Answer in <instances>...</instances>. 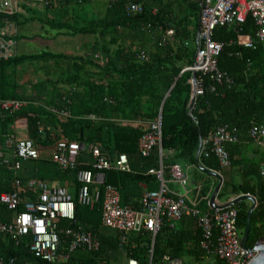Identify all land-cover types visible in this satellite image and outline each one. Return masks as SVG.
I'll list each match as a JSON object with an SVG mask.
<instances>
[{
  "label": "trees",
  "instance_id": "1",
  "mask_svg": "<svg viewBox=\"0 0 264 264\" xmlns=\"http://www.w3.org/2000/svg\"><path fill=\"white\" fill-rule=\"evenodd\" d=\"M84 1L87 0H58L52 7L44 8V16L33 9L29 10L31 15L27 17L20 13L10 16L17 27L39 21L57 33L65 31L72 35H94L95 38L84 55L41 49L17 53L13 58L0 61V98L31 99L43 104H29L15 114L0 109V148L4 147L5 135L16 120L25 117L31 138L41 145L54 141L57 137L55 127H58L67 138L84 144H100L111 154L137 153L142 163L140 172L111 169L105 179L119 190L121 205L141 209L144 192L137 184L152 182L148 190L158 187L156 175L148 170L159 166V151L155 147L143 156L138 150V141L148 126L119 120L151 121L161 114V148L175 151L170 164L179 162L182 165L196 163L200 135L203 139L209 138L221 123L235 126L243 133L251 123L264 124V52L257 42L252 47L237 44L239 35L254 33L256 29L250 15L241 26H217L213 30L212 39L223 43L218 66L233 78V85L217 84L211 91L208 89L212 84L211 76L198 73L203 79L204 92L196 96L190 111L194 87L192 72L183 69L194 60L198 1L135 0L143 2V10L128 14L127 0H109L102 18L83 21L74 16L69 20V4ZM54 9L57 13L48 17L46 12ZM148 27L153 35L148 34ZM166 30H172V34L163 41ZM15 38L20 41L28 37L17 32ZM149 43L151 50H148ZM144 49L149 53L147 60L139 58L140 50ZM39 61L44 62L45 78L18 80L21 66ZM50 61L54 66L48 65ZM44 106L54 107L61 113L68 112L69 116L59 115ZM89 114L99 119L86 118ZM230 144L226 145L227 149ZM82 160L80 156L79 161ZM162 161L166 165L164 155ZM204 162L212 164L215 169L219 167L214 154ZM21 165L18 176L23 180L38 178L77 186L76 170H63L49 158L30 159L22 161ZM13 179L14 171L0 163V194L13 190ZM245 193L257 198L248 238V245L252 246L264 236V182L259 181L254 188L245 189ZM26 196L24 194L23 199ZM197 207L210 209L206 201H201ZM235 207L238 208L237 225L242 234L248 208L243 202ZM75 212L76 222L92 230L100 240L97 251L78 250L67 260L47 262L31 251L30 236L15 245L0 233L1 258H14L18 264H121V257L125 262L131 257L138 259L140 264L148 261L151 234L147 230L131 234L127 245L120 247L117 231L100 225L99 204L90 208L76 203ZM11 218L12 211L0 203V221L8 222ZM194 233L190 239L182 229L171 227L165 220L154 238V264L167 263L164 256L182 258L194 255L195 260L200 261L201 235L198 229ZM216 262L221 264L220 260Z\"/></svg>",
  "mask_w": 264,
  "mask_h": 264
},
{
  "label": "built area",
  "instance_id": "2",
  "mask_svg": "<svg viewBox=\"0 0 264 264\" xmlns=\"http://www.w3.org/2000/svg\"><path fill=\"white\" fill-rule=\"evenodd\" d=\"M57 1L0 0V61L17 55L15 22L10 16L23 12L25 8L37 6L50 8ZM200 1L197 48L193 63L184 70L210 74L212 79L221 82L226 78V73L218 68L217 57L223 43L212 39L213 30L217 26H241L250 15L256 25V38L264 51V0ZM126 10L128 14L140 13L143 10V3L127 0ZM245 46L252 47L254 43L249 40L245 42ZM139 58L147 60L148 55L140 52ZM193 86L195 97L203 94L201 76L195 79ZM214 89L212 85L211 90ZM29 104L43 106L31 99L0 98V109L9 114H15ZM44 107L58 113L54 107ZM62 114L69 116L68 112ZM85 117L99 119L94 114ZM56 134L57 137L51 143L50 159L63 170H76L78 184L76 198L66 185L36 178L23 180L18 176L22 161L41 157L43 145L35 139H19L13 130L5 135L4 147L0 148V163L6 164L14 171L13 190L0 194V203L13 212V218L8 222L0 221V233L6 235L15 245H19L25 236H30L31 251L36 257L47 262L67 260L77 250L97 251L100 248V240L96 234L76 222L75 207L76 203H79L90 208L100 205L101 225L119 232L118 242L121 247L128 243L131 234L142 230H147L151 234L153 246L154 238L165 220L173 225L175 220L187 214L198 218L204 236L202 246L207 255L214 254L224 260L225 264H246L256 253L252 248L241 246L236 207L201 211L186 195L175 194L169 190L164 178L165 167L161 161V154L159 167L149 170V173L156 175L158 188L142 194V207L137 210L121 205L118 189L105 182L106 172L112 168L120 171L130 170L129 157L126 153H118L111 158L100 144L92 143L87 146L81 141L67 138L61 130H57ZM249 137L264 149V124L252 125ZM236 140L237 134L227 124L218 125L214 133L202 141L201 153L204 157L214 154L221 166L228 165L230 156L224 144ZM156 146L161 148L160 114L148 122L146 131L141 135L140 152L147 156ZM85 150L91 156L88 164L90 166L78 168L82 164L79 157ZM169 173L173 181L182 187L186 186L188 175L181 164H171ZM260 175L264 179V166L260 170ZM24 194L27 195L26 199L22 197ZM215 230L218 234L216 241L213 242L211 236ZM150 254L152 256V248ZM165 259L168 261L169 257L166 256ZM0 264L18 262L14 258L3 259L0 256ZM128 264L139 262L135 258H129ZM147 264H153L152 260Z\"/></svg>",
  "mask_w": 264,
  "mask_h": 264
},
{
  "label": "crops",
  "instance_id": "3",
  "mask_svg": "<svg viewBox=\"0 0 264 264\" xmlns=\"http://www.w3.org/2000/svg\"><path fill=\"white\" fill-rule=\"evenodd\" d=\"M92 1H94V0H87V1H84L80 4H69V7H68L70 9V12L68 14V16L70 17L69 20H71V19L73 20L74 16H75V18L78 17L83 21L94 19V18H102L106 13L107 7L109 5V0H104L101 3L100 7L96 6L97 4H95V1L94 2H92ZM197 1H198V5H199V10H200L201 1L200 0H197ZM85 2L88 3L87 7H89L90 3L93 4L92 8L94 10L93 13H95V15L86 16L88 8H85V7L83 8V6L85 5ZM29 9L36 10L37 14L40 16H44L45 15L44 12L46 11V10H44V8H25L23 10V12H20V14L26 16V14L29 12L28 11ZM199 10H198V15H199ZM55 12L56 11L54 9L52 11H49L48 13L46 12V15L48 17L52 18L54 16ZM67 17H65V18H67ZM26 24H28V23H26ZM23 25H25V24H23ZM15 26H17V25L15 24ZM19 27H21V26H19ZM228 27H231V26H228ZM148 29H149L148 34L153 35L151 27H148ZM197 30H198V16H197ZM197 30H196V33H197ZM17 32L18 31H16V34H17ZM255 32H256V29H255L254 33L239 35L237 37V44L245 46V42H247L249 40H251L254 43V45L256 42L259 43L258 39L256 38ZM22 34H24L25 36L28 37V35L26 33L23 32ZM56 34H57V37H59V40H62V43L64 45L63 47L66 48V50L62 49V50H58V51H54V52H62V53H66V54L80 55L74 51H71V49L69 47L73 41L70 38H73L76 36H80V37L85 38L81 44V47H82L83 52L88 51L89 44L91 43V41H88V39H89V37H91V35H80V34L72 35L69 32H65V31H62V33H60V32L57 33L56 30H54V36H56ZM171 34H172V30H166L164 37H163V41L165 40L164 38H166L167 36H170ZM106 39H108V38L106 37ZM59 45H62V44H59ZM195 45H196L195 48H197L196 36H195ZM259 45H260V43H259ZM68 47H69V50H67ZM245 47H248V46H245ZM57 48H59V46ZM44 49H46V48H44ZM149 49L150 50L152 49V46L150 43L148 44V50ZM144 50H140V52H145L149 57V53L146 52V50L145 51ZM217 64H218V57H217ZM218 68H219V66H218ZM220 70L226 73V78H224V80H222L221 82H217L214 79H212V84H210V86L208 87L209 90H211L212 85L214 86V88H216L217 84L226 85V86L233 85V78L229 75V73L225 70H222V69H220ZM197 77H198V73H196V78ZM202 83H203V79H202ZM202 86H203V84H202ZM203 89H204V87H203ZM214 90H211V91H214ZM192 107H193V104L189 107L190 111H191ZM57 111H58V113L57 112H54V113H57L59 115L61 114L62 116H64L59 110H57ZM160 116H161V114H160ZM23 119H25V126L22 128H23V133L25 132L26 137L19 138V139L31 138L30 133H29L30 132L29 123L27 122V119L25 117L18 118L16 120V122L14 123V125L12 126L14 129L11 127V131L14 130V132L17 136L16 124H17V122H20ZM119 121H121L123 123L129 122V123H132L134 125H135V123H137V124L141 123V124L148 126V122L150 120L143 121L141 119H136L133 122L126 121V120H119ZM223 124H227L231 128V130L235 131V133L237 134V140L236 141H229V142H226L224 144L225 149L227 151L229 150L228 151L229 156L230 155L232 156V159H230V160H232V164L230 161V163L228 165L221 166V164L219 162V167H217L215 169L214 167H212L213 166L212 164L210 166L209 164L204 162V160L209 158L210 156L204 157L203 154L201 153V149H200L198 156H197L198 153L196 151V155H195L196 163L195 164L182 165L179 162H175V163L181 164L187 172L188 181H187V184L185 187H182L177 182L173 181V179L171 178L170 173H169V166L171 165L169 163V161L171 160V158L175 154V151L174 150H168V151L164 150L163 151L162 148L156 146L158 148V151H159V157H160V154L164 155V158L166 160V165L163 164L162 160L161 161H162L163 166L165 167L164 168V178H165L166 185L168 186L169 190L175 194L186 195L187 198L192 199L198 206L200 205L201 201H206L207 205L210 209L205 210V209H201L199 207V209L201 211H205V212L206 211H213L214 209L218 208V207L214 208L215 205H222L224 203H227L229 200H231L232 198H235L236 196L246 195V194L252 195L250 193H245V189L254 188L255 185L259 181L264 182V179L260 175V170L264 166V149L260 145L256 144L249 137V130H250L251 126L257 125V123H251V126L248 128L246 133L241 132L237 127L232 126L228 123H221L220 125H223ZM55 129H56L55 131L60 130L58 127H55ZM11 131H9V132H11ZM140 139L138 141V150H140ZM206 139H208V138H205V139L202 138V141L206 140ZM230 143H232V145ZM227 144H230L229 149L226 148ZM85 145L88 146L89 144H85ZM201 148H202V143H201ZM197 150H198V148H197ZM50 152H51V144L43 145L41 157H46V158L50 159ZM108 154L111 158H114L116 156V154H118V153L114 152L113 154H111L108 152ZM80 156L83 157V160L80 161V162H82V164H81L82 167L83 168L89 167L90 165H88V164L91 160V156L88 153V151L87 150L83 151ZM231 156H230V158H231ZM128 157H129V162H130V170L125 171V172H130V173L140 172L142 169V163L138 160L137 153H131L128 155ZM160 159L161 158H159V165H160ZM28 160H30V159H28ZM218 161H219V159H218ZM84 162H85V164H84ZM168 164H170V165H168ZM112 169H114V168H112ZM151 169H154V168H151ZM203 169H207L209 171L215 172L218 176L211 175V174L205 172ZM114 170H117V169H114ZM149 170H148V173H149ZM118 171H120V170H118ZM36 179H38V178H36ZM43 180H46V179H43ZM156 180H157V178H156ZM47 181H49V180H47ZM49 182L66 185L68 187V189L70 190L72 195L76 194L78 184H77V186H75V185H72L71 183H68V182L61 183V182L56 181V180L49 181ZM76 182H77V179H76ZM105 182H106V179H105ZM106 184H108V183H106ZM157 184H158V180H157ZM219 184H220V186H219V188L215 194L214 200L211 201V197H212L213 193L215 192V189L217 188V186ZM110 185H112V184H110ZM137 185L142 192H145L149 189L150 186H152V182H150L148 184L144 183V182H139ZM12 188H13V186H12ZM242 202L244 203L245 206H247L248 209L250 208V206L252 204V201L250 199H244V200L238 202L237 204H235L233 206L235 207L236 205L241 204ZM137 210H139V209H137ZM12 218H13V212H12ZM12 218H11V220H12ZM100 225H101V218H100ZM170 226L176 227L177 229H182L184 231V233L186 234V236H188L190 239L192 237H194V234H195L194 232H196L197 229L200 231L201 238H200V242H199V247H200V250L202 251V259L200 261H196L194 258L195 257L194 255H187V256H184L182 258H179V257L178 258H169V260L170 259L181 260V264H216L217 263L216 261L220 260L221 264H225V261L220 259L216 255L213 254V255L209 256L206 254V251L202 246L204 236H203L202 229L198 224V218L197 217L186 214V215L181 216L179 219L175 220L174 224L170 225ZM102 227L108 228L105 226H102ZM110 229H113V228H110ZM113 230H115V229H113ZM115 231H117V230H115ZM91 232H93V231L91 230ZM217 234H218L217 230L213 231L212 236H211V240L213 242L216 241V235ZM118 235H119V232L117 231V239H118ZM151 242H152V240H151ZM190 242H192V241H190ZM153 244H154V242H153ZM191 245H192V243H191ZM151 248L153 250L152 243H151ZM83 251H86V250H83ZM76 252H74V253H76ZM88 252H90V251H88ZM165 257L166 256H164V259H165ZM185 257L190 258L191 261L184 262ZM131 258H133V257H131ZM128 259H126V262H124V264H128ZM150 260H152V263L154 264V262H153V251H152V256H151L150 251H149L148 261L145 264L149 263ZM138 262H139V260H138ZM139 264H140V262H139Z\"/></svg>",
  "mask_w": 264,
  "mask_h": 264
},
{
  "label": "rangeland",
  "instance_id": "4",
  "mask_svg": "<svg viewBox=\"0 0 264 264\" xmlns=\"http://www.w3.org/2000/svg\"><path fill=\"white\" fill-rule=\"evenodd\" d=\"M94 1H95V4H97L96 6L100 7L101 3L104 0H94ZM94 1H92V2H94ZM87 4L88 3L85 2V5L83 6V8L84 7L88 8L86 16L95 15V13H93L94 10L92 8L93 4L90 3L89 7H87L88 6ZM36 8H41V7L37 6ZM30 15H31V12L29 11L26 14V17L30 16ZM15 29H16V31H18V33L24 32L28 35V38H23L20 42L18 41V45H17V53L18 54L36 52V51L44 49V48L52 50V51H58V50H62V49L66 50V48L63 47L64 45L62 43V40H59V37H57V34H56V36H54V29H52L50 26H48L46 24H42L39 21H32V22H29L28 24L21 26V27L15 26ZM94 38H95V36L91 35V37H89L90 40L88 39V41L92 42L94 40ZM70 39L73 40L71 45L69 46L71 51H74L80 55H84L86 52L82 51L81 44L85 38L80 37V36H76V37H73ZM59 44H62V45H59ZM58 46H59V48H57ZM69 47L67 50H69ZM43 65H44V62H42V61H39L38 63H31V62L25 63L23 66L20 67L18 80L24 82V81H28V80L36 81L38 79L45 78L46 72H45ZM48 65L54 66V62H52V61L48 62ZM24 126H25V119L21 120L20 122H17V124H16V129H17L16 130V133H17L16 137L17 138L26 137L25 132L23 133V128H22ZM120 261H121V264H124L125 259L123 257H121ZM186 261H191V260H190V258L185 257L184 262H186Z\"/></svg>",
  "mask_w": 264,
  "mask_h": 264
},
{
  "label": "water",
  "instance_id": "5",
  "mask_svg": "<svg viewBox=\"0 0 264 264\" xmlns=\"http://www.w3.org/2000/svg\"><path fill=\"white\" fill-rule=\"evenodd\" d=\"M195 78H196V73L192 72V82L193 83L195 82ZM194 99H195V95L193 92L192 97H191L190 106L193 104ZM201 143H202V136L200 135L198 150H197V153H198L197 156L199 155V152L201 149ZM203 170L205 172L211 174V175L218 176L215 172L209 171L207 169H203ZM219 186H220V184L215 189V192L213 193V195L211 197V201L214 200L215 194H216ZM244 199H250L252 201V204H251L250 208L247 210L246 224H245L244 230H243L242 235H241V246L243 248H252L253 250L256 251V253L252 256V258L246 264H264V236H262L260 239H258L254 243V245H252V246L248 245V238H249V232H250V226H251V217H252L253 211L257 205L256 197L253 195H248V194L239 195V196H236L235 198H232L227 203H224L222 205H215L214 208H216V207L225 208V207L233 206V205L237 204L238 202H240ZM166 264H181V260L170 259Z\"/></svg>",
  "mask_w": 264,
  "mask_h": 264
},
{
  "label": "bare ground",
  "instance_id": "6",
  "mask_svg": "<svg viewBox=\"0 0 264 264\" xmlns=\"http://www.w3.org/2000/svg\"><path fill=\"white\" fill-rule=\"evenodd\" d=\"M196 73V72H195Z\"/></svg>",
  "mask_w": 264,
  "mask_h": 264
}]
</instances>
